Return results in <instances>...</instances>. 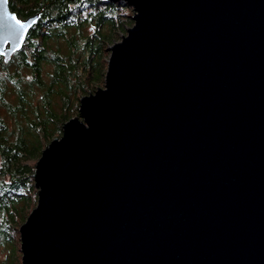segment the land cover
<instances>
[{"label": "water", "instance_id": "95a60500", "mask_svg": "<svg viewBox=\"0 0 264 264\" xmlns=\"http://www.w3.org/2000/svg\"><path fill=\"white\" fill-rule=\"evenodd\" d=\"M122 1L104 86L37 160L21 264H264V0ZM38 17L0 0L4 61Z\"/></svg>", "mask_w": 264, "mask_h": 264}, {"label": "trees", "instance_id": "16d2710c", "mask_svg": "<svg viewBox=\"0 0 264 264\" xmlns=\"http://www.w3.org/2000/svg\"><path fill=\"white\" fill-rule=\"evenodd\" d=\"M9 4L20 18L39 14L22 49L7 62L0 56V245L7 252L0 264H21L22 252L11 255L21 251L19 228L36 205L37 160L61 136L64 122L79 115L81 96L103 83L109 46L125 29L132 8L122 0Z\"/></svg>", "mask_w": 264, "mask_h": 264}, {"label": "rangeland", "instance_id": "374dc122", "mask_svg": "<svg viewBox=\"0 0 264 264\" xmlns=\"http://www.w3.org/2000/svg\"><path fill=\"white\" fill-rule=\"evenodd\" d=\"M131 6V5H130ZM131 18L129 19V21L130 20H132L133 22H129L128 21V23H127V25L125 26V29H123V31L119 34V36H118V39L116 40V42L117 41H120L121 40V38H122V36L123 35H125L126 33H127V29L129 28V27H131L133 24H134V19H133V15H134V13H135V11H134V8L131 6ZM91 8H87L85 11H89ZM85 13H87V12H85ZM130 13H128V15H129ZM108 59H109V57H108ZM107 67V66H106ZM106 70V69H105ZM106 72V71H105ZM100 86H104V81H103V83H101L100 85H99V87ZM82 94H83V92H82ZM81 94V95H82ZM88 94V93H87ZM36 169V168H35ZM32 177H33V174H32ZM33 181H34V185H35V180H34V177H33ZM35 188H36V190H37V192H38V188L35 186ZM38 196V195H37ZM28 202H29V204H31L32 205V199L29 197L28 198ZM36 204H37V200H36ZM23 205H24V202L23 203H21L20 204V207H19V209L20 208H22L23 207ZM30 205V206H31ZM36 206V205H35ZM35 206H32L31 207V209L29 210V212H28V214L27 215H29V213L31 212V210L35 207ZM6 254H7V252H6V250L0 245V260H2V259H4L5 258V256H6ZM19 254H21V251L20 252H18V251H15L14 253H12V257L13 258H15V256H18ZM21 256H22V254L20 255V260H21ZM13 264V263H12ZM15 264H17V261L15 262Z\"/></svg>", "mask_w": 264, "mask_h": 264}, {"label": "flooded vegetation", "instance_id": "af4514ba", "mask_svg": "<svg viewBox=\"0 0 264 264\" xmlns=\"http://www.w3.org/2000/svg\"><path fill=\"white\" fill-rule=\"evenodd\" d=\"M9 5H10V4H9ZM10 8H11V7H10ZM14 12H15V11H14ZM28 16H29V15H28ZM28 16L23 17V18H20V17H19V18H20L21 20H23V19H26ZM14 54H15V53H14ZM14 54H13V55H14ZM13 55H12V56H13ZM0 56H1L2 58H4L1 54H0Z\"/></svg>", "mask_w": 264, "mask_h": 264}]
</instances>
